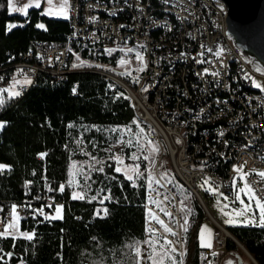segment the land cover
Segmentation results:
<instances>
[{
    "label": "trees",
    "instance_id": "16d2710c",
    "mask_svg": "<svg viewBox=\"0 0 264 264\" xmlns=\"http://www.w3.org/2000/svg\"><path fill=\"white\" fill-rule=\"evenodd\" d=\"M41 12L30 9L26 22L23 15H9L7 0H0V76H11L12 65L38 42L68 48L71 61L76 55L92 63L116 65L118 53L105 54L98 46L68 42L67 20L42 16ZM8 23L25 26L6 32ZM37 23L45 24L47 30L36 28ZM0 95L6 100L0 108V120L7 122L0 129V164L5 165L0 171V204L28 199L37 200L45 209L42 217L19 221V229L30 233L31 240L0 234V264H134L136 247L145 240L148 177L140 158L136 163L143 175L129 181L114 171L111 157L118 138L128 141L120 137L125 130L132 129L139 137L146 125L136 117L123 89L98 73L83 71L68 73L60 81L43 74L22 97ZM171 101L173 109L176 102ZM192 139L200 141L203 137L195 134ZM124 158L126 163H133L127 154ZM84 173L90 177L86 198L73 199L72 193L83 189ZM62 184L63 192L59 190ZM100 190L97 200L89 202ZM104 195L111 199L101 204ZM56 206H61L60 217L45 219L57 215ZM98 209L100 215L96 216ZM203 218L204 212L194 198L191 229L186 234L193 264L197 263L196 234ZM2 228L0 223V232ZM227 231L257 264H264V228L235 226ZM225 249L227 254L239 252L230 239H226Z\"/></svg>",
    "mask_w": 264,
    "mask_h": 264
},
{
    "label": "built area",
    "instance_id": "2783aa9c",
    "mask_svg": "<svg viewBox=\"0 0 264 264\" xmlns=\"http://www.w3.org/2000/svg\"><path fill=\"white\" fill-rule=\"evenodd\" d=\"M70 5L68 24H73V31L67 33L68 42L98 46L105 54H109L106 49H113L111 53L119 54L117 61L124 57L135 60L137 71L125 70L128 76L120 87L129 98L134 113L135 106L144 107V120L140 121L147 127V140L164 146L168 164L186 191L199 192L198 181L207 180L219 186L220 194L232 196L234 168L243 165V172L249 173L246 179L252 181L256 196L264 197V191H261L264 180L254 174L264 171V89L259 88L258 95H247L238 89L235 69L244 66V75L249 82L259 84L260 81L262 86L264 75L251 68L228 37L226 25L221 23V16H226V12L219 1L70 0ZM97 10H110V18L97 17ZM164 10H175V15L183 17L186 38H182V44H175L179 31L164 23ZM113 35H120V42H113ZM128 48L134 51L127 52ZM137 52L143 57L144 64L136 58ZM71 55L66 47L48 42L35 43L19 62L12 65L11 76H0V89L15 87L22 91V97L40 75L48 74L60 81L68 73L83 71L98 73L117 82L113 74L115 69L91 68V65L103 64L85 59H80L87 62L85 66L74 68L73 64H79V61L76 55L71 61ZM197 60L205 62L197 63ZM141 67H144L142 72L138 71ZM188 67H196V75H190L191 79L186 80ZM205 69H208L207 74H203ZM212 72L220 75L213 76ZM13 77L20 80L27 77L32 83L21 89L14 85ZM218 90H227L229 97H236L237 107H229L227 100H219ZM172 98H180V110L171 109ZM195 134L203 139L193 140ZM246 141H254V149H247ZM161 162L162 157L151 171L153 181L160 183L150 182L145 191V239H152L146 228H155L157 239L154 242L162 246L165 238L177 241L169 247H175V253L181 259L185 233L181 224L184 219L189 222V217L184 216L186 199L173 195L170 183L160 179ZM154 199L161 201L159 206L152 203ZM13 205L17 206L18 221L45 215L44 206L37 200L0 204L2 226L15 219L11 212ZM161 208L171 212L172 216L165 215ZM152 215L163 220L177 236L165 233L154 220L149 223ZM213 224L215 246L199 248L202 264H209L212 252L225 250L229 234L214 220Z\"/></svg>",
    "mask_w": 264,
    "mask_h": 264
},
{
    "label": "snow or ice",
    "instance_id": "6c2138e0",
    "mask_svg": "<svg viewBox=\"0 0 264 264\" xmlns=\"http://www.w3.org/2000/svg\"><path fill=\"white\" fill-rule=\"evenodd\" d=\"M44 3H46L48 6L46 8H44V10L40 13L42 16H49V17H56V18H62V19H69V12L71 10V5H70V0H43ZM7 5H8V11H9V15H12L14 13H19L21 15H23L26 18V22H27V18L29 17V9L30 8H36V9H40L42 6V0H26L25 3H23L22 5L18 3V0H7ZM95 19V18H93ZM24 23H8L5 26V31L6 32H10L12 29L17 28V27H24ZM36 28L38 29H42V30H47L46 25L43 23H37L35 25ZM123 27V25L121 26ZM140 47H143V45H141ZM106 52H108L109 54H111L112 51H114L113 49H106ZM127 52H133L134 50L132 48H128L126 50ZM211 51V50H209ZM200 55L202 56L203 53H200ZM217 57H219V53H216ZM136 58L138 60L141 61L142 64H144V60L143 57L140 55L139 52H137L136 54ZM77 60L79 61V64H73V67H80V66H85L87 64L86 61L80 60L79 56H77ZM205 61L202 60H197V63H203ZM127 61L124 59H121L119 61L120 65H124L126 64ZM146 67V64L144 65ZM223 66V65H221ZM20 72H23V70H19ZM138 71H144V67H141L140 69H138ZM208 73V69L204 70L203 74H207ZM202 74V75H203ZM211 75L213 76H219L220 74L218 72H212ZM13 81H14V85L15 86H19L21 89H23L26 85H30L32 83L31 79L25 77L23 80L20 79H16L15 77H13ZM138 82V81H137ZM253 87L256 88H262L264 89V86L258 84L256 81H252ZM110 87H113L110 85ZM144 91H147V88L144 89ZM0 92L4 93L7 95L8 99H14V98H18L22 95V91H18L15 89V87H11V88H5V89H0ZM73 94H76V89H73ZM121 96H123V93H120ZM125 99H127V97H124ZM6 104V100L4 98V95H0V108L4 107ZM7 122H0V129H3L6 126ZM133 124H136L137 127H139V123L137 121H133ZM69 128H72L73 125L69 124L68 125ZM115 131V130H113ZM127 131L131 132L132 129H128ZM220 135H223V133H220ZM118 142L121 144H131L132 141L128 140V141H123L120 140L118 138ZM179 143V141H177ZM81 141H77V144H80ZM142 145L140 146V148L142 149ZM153 151H155V149H153ZM42 156L45 154H41ZM116 164L121 165L119 167H115L114 171L118 174H123L125 176L126 179H128L129 181H134V179H138L140 176L143 175V173L140 171V167L141 165L139 163H136L137 160H139V157L133 153L129 159H131L133 161L132 164H128L125 165L124 164V158L120 155H113L111 157ZM93 160H95V157H92ZM145 159H148L147 157H145ZM96 163H101L100 161H96ZM152 166L153 168L155 167V161L152 160ZM5 167V165L0 164V169H3ZM93 167H95V165H93ZM243 165H240L238 168H234L235 172L238 173H242L239 176V179L241 181H245L243 186L239 188V192L240 193H244L245 195L248 196V202L245 204L243 200H241L240 196L237 195L235 197L236 201H240L241 204H244V207L241 209H235L234 210V214L236 217H244L243 220V224L245 226L251 224L253 226H257V227H261L264 228V197H258L255 194V190L252 187V181L247 180L246 178L249 176V173L243 172ZM100 172H103L104 169L103 168H99L97 169ZM255 175L259 176L261 178V180H264V171H260L257 173H254ZM115 178V177H114ZM163 179V176L160 178ZM89 180L90 177H88L87 173H84V179L82 181L83 184V189L80 192H73L72 193V198L73 199H85L86 195H87V191L90 187L89 184ZM148 180L150 182H154L156 184H159L160 181L156 180L153 181V178L151 175L148 176ZM236 178L233 179V185H236ZM69 183H72V181H70ZM208 181L205 180V184H207ZM133 186L135 187V183H133ZM219 186H215V189L218 190ZM59 190L61 192H63L65 190V186L62 184L60 185ZM208 191H212L213 189H207ZM103 190L98 191L95 195H93L89 202L92 201H96L97 197L100 196V192ZM152 191H156L155 188H152ZM261 191H264V189H261ZM158 195L160 193H157ZM111 198L109 195H104L102 197V199L99 200V203L103 204L104 201H109ZM165 199H168V197H165ZM253 201H254V207H253ZM219 203V201H217ZM235 202V201H233ZM153 204L159 206V204L161 203V201H157V200H153L152 201ZM181 203H183V201H181ZM229 205L225 204L224 208H228ZM40 212H43V209L39 210ZM161 212H165V210L163 208L160 209ZM190 211V210H189ZM221 211H223V209H221ZM256 211H258L259 215L257 217L256 215ZM11 212L14 218L16 217V212H17V206L13 205L11 208ZM55 212L57 215L55 216H45V219H57L60 217V213H61V206H56L55 208ZM103 212L105 214H107L108 209L104 208ZM247 212H251L252 215L251 216H246L245 213ZM100 215V210L98 209L96 212V216ZM165 215L167 216H172L171 212H165ZM224 215L229 216L230 218L227 219L225 221V223L228 224H235L238 223L239 221L232 219L231 218V214L224 212ZM155 221L156 223H158L162 228L163 231L171 236H177V233L174 232L172 230L171 227H169L168 225H166L164 223L163 220H161L158 216L156 215H152L149 223H151L152 221ZM258 220V223H257ZM188 220L184 219L183 220V224H181V228L183 229V231H187V227L186 225L188 224ZM15 225L14 224H9L8 227L4 228V233L6 234L8 232V228H14ZM156 229L155 228H146V232L152 237V239H146L145 241H143V244L146 246H149L152 248L151 252L148 253H144L142 251L141 248L136 247L135 250V255H136V259L134 261V264H149V262H151V264H164V257H166L168 260L171 261V264H183V260L180 259L179 261L173 259L172 255H170L169 253H175L176 252V248L175 247H167L169 245H173L175 243H177V241H173V240H168L167 238H165L164 240V245H162L161 247L165 248L166 250L162 253H157L156 251V246L154 244V240L157 239L156 237ZM207 232L209 240L208 242H205L203 239H201V244L200 246L202 248H211V242H210V238H211V234H212V230L208 229L207 226H202L200 229V236L203 237V235ZM27 239L31 240L33 237L32 235L28 234V233H24L23 234ZM213 256L217 255V253L212 252L211 253ZM9 257H11L12 253H8L7 254ZM181 256L183 255V253L180 254ZM160 257L159 259L157 257ZM146 257V258H145ZM5 264H7V262H5ZM209 264H211V262L209 261ZM227 264H233V262L230 260L227 262Z\"/></svg>",
    "mask_w": 264,
    "mask_h": 264
},
{
    "label": "rangeland",
    "instance_id": "374dc122",
    "mask_svg": "<svg viewBox=\"0 0 264 264\" xmlns=\"http://www.w3.org/2000/svg\"><path fill=\"white\" fill-rule=\"evenodd\" d=\"M25 2H26V0H18V3L19 4L21 3V5L23 3H25ZM47 6L48 5L46 3H44L43 0H42V6H41L40 9H42V11H43L44 8H46ZM33 8H30V9H33ZM47 17H49V16H47ZM50 18H56V17H50ZM59 19H62V18H59ZM67 22H69V19H67ZM69 29H70V27H69ZM124 58H125L124 60L127 61V63L124 64V65H120L119 61H116V65L115 66L98 65V64H96V65H91L90 67L91 68H95V69H101V70H104V71H105V69H109V68L110 69H115L116 70L115 72L112 70L113 74H115L116 78H118L120 81L123 82V81H125V79H127V76H128V74L126 72H124L125 70H130L131 73H133L134 71H137V69H136L137 66H136L135 60L132 57H124ZM80 59H82V58H80ZM259 84H260V81H259ZM135 115H136V117L139 120H144V118H140L138 116L136 111H135ZM146 128L144 130L140 131V136L139 137H138V135H139L138 133L135 136V134L133 132H129V131L125 130L124 133L120 137L129 138L128 140H131L132 143L124 145V144L119 143L118 140H117V142L112 146L113 147L112 156L115 154V155H120V156H122L124 158V155H126V154L128 155V157H130L133 153H135L140 158V160L144 162L145 172L147 174V177L149 175L152 176V173H151V171L153 169L152 160L155 161V166H156L157 165V160L160 157H162V162H161V165L159 166L160 174L163 176V178H165L166 181L168 180V182L170 184H172L176 188L178 193L179 194L181 193L180 195L184 199H186V201H187L186 208H184V214H185L184 216L187 215L189 217V223L187 224L188 225L187 226V229H188L187 231L189 232L190 229H191L190 228L191 205H192V202H193L195 196L193 194H191L190 192L186 191L185 189L181 188L180 187V183L178 182V179L177 178H173L172 175H174V174H173V171H172L171 167L168 164V157L165 154L164 146L162 145V147H159L155 143L149 142L147 140V137H146ZM120 140H122V139H120ZM141 145L143 146L142 149L139 148ZM125 149H128L127 150L128 153H126L124 151ZM153 149H155V151H153ZM145 157H147L148 159H145ZM112 161L114 162L115 167L121 166V165L116 164V162L113 159H112ZM124 164L128 165V164H132V162L126 163L125 158H124ZM241 174L242 173L236 172L235 175H234V178H236L237 182H236L235 186L233 185V195L232 196H229V195H226V194H219V189L216 190L215 186L212 183H210V182L205 184V181H201V180L198 181L197 186H198V189H199V192H200L199 194H201L203 196V199H204L203 202H204V204L206 206L208 214L210 215L209 216L206 213H204V218L201 220L200 227L198 229V233L196 234V238L198 240V244L199 245L201 244V239H203L205 242H208V240H209L207 232L203 235V237L200 236L201 227L202 226H207L208 229L212 230V234H213L214 227H215L214 224H213V220H215L218 224H220L222 227H224L226 229L229 228V227H235V226H245L243 224L244 217H236L235 214H234V210L235 209H241V208L244 207V204H241L240 201H236L235 200V197L237 195L240 196L241 200H243L245 204L248 202V196L245 195L244 193H240L239 192V188L242 187L244 182H245V181H241L239 179V176ZM149 183H150V181L148 180V185H149ZM207 189H213V190L212 191H208ZM218 194H219V198L217 199L216 197H217ZM217 201H219V203ZM233 201H235V202H233ZM225 204H228L229 207L228 208H224ZM253 207H254V201H253ZM221 209H223V211H221ZM224 212L230 213L231 214V218L235 219V220H237L239 222L235 223V224L225 223V221L227 219H229L230 217L224 215ZM245 215L246 216H251L252 213L251 212H247V213H245ZM256 215L258 217V215H259L258 211H256ZM18 220H19L18 218H15L10 223H7V224L3 225V228H2V231L0 232V234L2 236H4V237H12V238L25 237L23 235L25 232L21 231L19 229L18 225L16 224L18 222ZM257 223H258V220H257ZM9 224H14L15 227L14 228H8V232L5 234L4 233V228L8 227ZM247 226H253V225L249 224ZM255 227H257V226H255ZM187 231L184 233L185 235L183 234V236H184L183 237V239H184V248H183L182 259H183L184 262H186L187 260H189V261L191 260L192 252H193L192 251V245L187 242V236H186V234L188 233ZM212 234H211L210 242H211V248H214L215 242H214ZM154 244L156 246L157 253H162V252H164L166 250L165 248L161 247V244H159L157 242H154ZM167 247H169V246H167ZM139 248H141L144 253H148V252L152 251V248L149 247V246L144 245L143 242L140 244ZM169 254L172 255L173 259H175V260L179 259L178 255H176V253H169ZM237 255L240 258V260L243 257V261H242L243 264L251 263V262H249L250 258L248 256H246V254L240 248H239L238 254H236L234 257H227V258L225 257L224 258L225 253L224 254H219V255H217L215 257L212 256L213 258L210 259V262H211V264H213V263L214 264H218V263L219 264H223V260L224 259H226L225 261H229V260L233 261V260H236V259L238 260ZM157 258L159 259L160 257L158 256ZM220 259H222V261H220ZM164 261L168 262L170 260H168L166 257H164ZM149 264H151V262H149Z\"/></svg>",
    "mask_w": 264,
    "mask_h": 264
},
{
    "label": "water",
    "instance_id": "95a60500",
    "mask_svg": "<svg viewBox=\"0 0 264 264\" xmlns=\"http://www.w3.org/2000/svg\"><path fill=\"white\" fill-rule=\"evenodd\" d=\"M215 1H219L226 12V32L233 45L255 72L264 75V0ZM218 189L220 194V188ZM195 198L203 212L209 215L202 197L197 193ZM228 234L227 238L257 264L247 250L229 232ZM238 262H241L239 257Z\"/></svg>",
    "mask_w": 264,
    "mask_h": 264
},
{
    "label": "bare ground",
    "instance_id": "6f19581e",
    "mask_svg": "<svg viewBox=\"0 0 264 264\" xmlns=\"http://www.w3.org/2000/svg\"><path fill=\"white\" fill-rule=\"evenodd\" d=\"M97 17L110 18V10H97ZM162 19L164 23H167L168 25H172L175 31H179V37H175V44H182V38H186V31H183V17H180V15H175V10H164L162 12ZM221 23H223V25H226V16H221ZM69 27H70V31H73V24H69ZM113 42H120V35H113ZM188 75H196V67H188ZM116 79L117 82L114 83L117 84L118 86H121V83L123 84V82L120 81L118 78ZM235 85L238 86V89L247 93V95L259 94V88L253 87V84L250 83L247 76L244 75V66H237V68L235 69ZM217 98H219V100H227V106L229 107H237V98L229 97V91L227 90H218ZM173 99L176 102V104L172 110H180V98H173ZM135 111L140 118H144L143 106H135ZM246 148L254 149V141H246ZM172 176L173 178L178 179L177 175L174 174ZM163 182H168V180L166 181L165 178H163ZM179 183H180V187L185 189V186H182L181 182ZM170 188L172 189L173 195L177 197H182L180 195L181 193L179 194L176 188L172 184H170ZM189 192L194 196L197 195V193L199 194V192H196V190H189ZM187 226L188 225H186V227ZM196 264H202V258L199 257V251L197 253Z\"/></svg>",
    "mask_w": 264,
    "mask_h": 264
},
{
    "label": "crops",
    "instance_id": "0c3cea01",
    "mask_svg": "<svg viewBox=\"0 0 264 264\" xmlns=\"http://www.w3.org/2000/svg\"><path fill=\"white\" fill-rule=\"evenodd\" d=\"M3 169H4V168H3ZM0 170H1V169H0ZM214 221H215V220H214ZM215 222H216V221H215ZM16 224H17L18 227H19V221H18ZM199 227H200V226H199ZM198 229H199V228H198ZM225 230L227 231L226 228H225ZM227 232H228V231H227ZM25 233H27V232H25ZM197 233H198V231H197ZM28 234H30V233H28ZM30 235H31V234H30ZM25 238H26V237H25ZM197 241H198V240H197ZM189 244H190V243H189ZM198 246H199V248H202L199 244H198ZM224 253H225L224 258H225V257H226V258H227V257H234V256L236 255V254H233V253H231V254H230V253L227 254V253H226V249H225L224 251L217 252V255H219V254H224ZM217 255H215V256H217ZM227 255H228V256H227ZM212 256H213V255H212ZM212 256H211V258L215 257V256H213V257H212ZM246 256H247V255H246ZM179 260H180V259H178L177 261H179ZM182 260H183V259H182ZM225 260H226V259L223 260V264H227L228 261H225ZM249 260H250L249 262H251V263L248 262L249 264H254V263L251 261V259H249ZM220 261H222V259H220ZM229 261H230V260H229ZM242 261H243V257L241 258V262H240V263L238 262L237 259H236V260H233L232 262H233V264H243ZM235 262H236V263H235ZM188 263H189V264H193V263H192V260H190V261L187 260L186 262L183 261V264H188ZM164 264H171V262H170V261H168V262H167V261H164ZM213 264H214V263H213ZM218 264H219V263H218Z\"/></svg>",
    "mask_w": 264,
    "mask_h": 264
}]
</instances>
